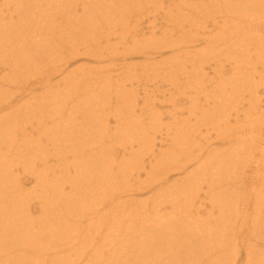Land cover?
I'll use <instances>...</instances> for the list:
<instances>
[{"label": "rangeland", "instance_id": "obj_1", "mask_svg": "<svg viewBox=\"0 0 264 264\" xmlns=\"http://www.w3.org/2000/svg\"><path fill=\"white\" fill-rule=\"evenodd\" d=\"M50 1L55 0H42L43 5ZM59 1L58 5L64 7L52 12L44 10V15L39 14L42 18L37 19L40 22L38 27L25 22L31 26L25 33L30 37V43L41 42L52 34L57 35V25L53 26L51 22L65 17L68 11L81 17L79 22L84 21L85 17L90 20L94 17L93 12L89 10L86 11L87 14H80L82 7H86V2L93 5V0ZM137 1L140 2L139 6L131 4L124 16L117 11L112 14L114 18L111 20L109 13L107 14L105 10L100 11L98 24L92 27L93 30L95 28L97 30H94L92 36L86 23L79 31L68 28L65 33L62 32L71 43H74V36L77 40L73 45L75 46L73 51H63L69 61L65 65L64 62H59L54 65V69L48 70L49 66L40 63L42 59L32 57L29 63H24L22 55L28 54V49H25L27 51L24 54L18 53L19 58L14 62L15 65L13 64L9 74L16 76L19 89H16L13 83L7 84L13 97L18 99L12 108L21 109L24 101L30 96V100L41 99V102H46L39 105L44 107L34 118L23 119L21 116L25 114L24 111L17 116L11 111L8 112L5 107L0 111V118L6 113L9 122V133L5 134L3 131L0 134V159L2 170L6 169L3 163L7 160L13 163L7 165V169L14 170L19 178H22L23 158H29L38 170L47 174L36 182H24L23 188L27 194L29 207L33 211L30 217L34 221L41 219L38 202L47 190L45 183H56L55 180L64 174L62 171L78 163L79 157L91 153L90 149H96L102 143L111 146L108 139H100L99 129L102 126L109 128L110 136L114 139L112 150L118 159H121V153L124 151V140L116 144L115 142L130 130L132 135L140 136L135 139L144 142L145 145L153 138L155 154L165 151L166 157L177 159L183 152L188 155L185 160H190L182 170L167 169L165 179L162 177L163 173H166L160 170L159 176L154 177L157 181L154 182L153 189L141 191L138 185L140 182L149 183L146 174L150 170L149 165L154 163L152 157L144 159V169L138 171V177L133 173L129 183L114 181L116 183L102 185L99 189L91 186L89 188L91 191H87L81 197L85 202L83 212L78 209L79 205H69L78 206L74 212L75 216L82 217V220L91 219L90 227L95 226L97 224L93 223L95 218L106 211L107 223L103 225L109 232L114 230L115 235L124 232L125 229L117 230L134 219V216L122 214L128 221L120 227L116 225L112 220V213L119 212L118 206L120 211L152 214L155 203H165L163 195L170 192L169 187L183 181L186 183V176L196 167L197 159L206 157L208 152L217 153V156L223 154L224 156H220L219 159L224 158L232 151V144L238 139L243 140L248 146L252 139L254 142L264 140V0H256L263 3L261 7L247 6L246 11H239L237 8L236 3L239 0ZM65 8L68 10L64 12ZM0 14L8 13L0 7ZM47 23L52 27L46 31ZM106 29H109L108 33H105ZM233 40L236 44L242 41L247 45L249 41L250 44L232 50ZM166 44L173 45L177 54H173ZM247 47L250 49H246ZM1 65L0 72L4 75ZM236 72L241 73V76L235 75ZM134 76H137V79L131 80ZM234 77L246 78V85L241 89L243 99L238 96L239 89L232 97ZM216 82L223 84L231 96L228 106L231 109L234 106L236 111L231 110L228 119L221 117L216 125L206 126L200 121V111L202 110L201 113L206 111L208 114L209 111L208 107L203 108L201 105L205 101L204 96H210L212 99L217 97ZM28 87L33 89L31 93L22 94L19 91ZM236 88L238 86L233 85V89ZM129 93H133V98L129 97L127 100ZM94 99L96 100L93 101ZM52 100L55 103L51 102ZM124 102L127 104L125 109ZM49 109L53 110L52 114H48L54 116L53 124L44 118ZM127 117L132 118L128 121ZM154 118L156 122L153 121ZM119 119L123 120L120 123L122 127L116 130L115 121ZM223 121L227 124H222ZM179 124H195L191 130L196 131L173 140L172 137H166L167 133L172 135ZM128 147L126 142V149ZM133 148L136 149V144H133ZM126 149L124 151L126 156L123 159L129 158ZM31 153L32 155L28 157ZM197 173L201 175V172ZM206 174L210 175L207 172ZM250 174L248 171L247 176ZM249 181V178L245 179L247 194L251 190ZM111 196L114 198L113 201L108 198ZM242 197L244 202H248L234 214V216L238 213L243 214L235 220L240 239L248 237L250 232L246 230L251 226L248 218L254 213L253 199L240 194V198ZM12 198H16L15 206H19V198L15 195ZM56 202L58 200L52 201V208H55L53 205ZM244 202L238 200L236 205L241 206ZM114 204L116 206L112 207ZM150 207H153L151 211ZM165 213L166 210L159 214ZM138 217L140 216L135 219ZM66 221L72 223L69 219ZM98 240L96 237L89 241L86 255L89 256L93 252L90 248L98 246ZM125 244L124 240L118 237H108L104 241V249L116 255L113 264L117 261L122 263L128 261L124 251ZM132 247L134 246L128 247L130 256L137 254L131 253ZM245 255L246 251L240 248L236 264H243ZM58 258L59 256L51 261L55 263ZM131 258L135 262L138 257ZM30 261L22 260L21 264H31ZM138 261V264L148 263L143 256Z\"/></svg>", "mask_w": 264, "mask_h": 264}, {"label": "bare ground", "instance_id": "obj_2", "mask_svg": "<svg viewBox=\"0 0 264 264\" xmlns=\"http://www.w3.org/2000/svg\"><path fill=\"white\" fill-rule=\"evenodd\" d=\"M1 1L0 7L6 10L8 14H0V65L4 66L1 65L4 75L0 72V111L5 107L8 112L11 111L17 116H20L24 111L25 114L21 116L23 119L34 118L35 114L38 111L41 112L44 107L39 105H44L46 101L41 102V99L33 101L30 100V96L28 100L24 101L20 107L21 109L12 108L13 104L18 102V99L13 97L14 95L9 91L7 84L13 83L14 87L19 89L16 76L9 74L12 71L13 64L15 65L14 62L19 58V52L24 54L27 51L25 49H28V54L22 55L25 64L29 63L34 57L37 60L42 59L40 63H43V66H49L48 70L54 69V65L59 62H64L65 65L69 61H67L68 58L64 56L63 51H73L75 47L73 45L76 44L77 40L74 36V43H71L62 32L65 33L68 28L79 31L84 28L86 23L92 36L95 33L94 30H97L96 28L93 30L92 27L97 26L98 17L101 16L100 11L105 10L107 14L109 13L111 20L114 18L112 14L117 13V11L124 16L123 14L128 12L126 9L130 8L131 4L140 5L137 0H93V5L86 2V7H82L80 14H87L86 11L89 10L94 14L92 20L85 17L84 21L79 22L81 17L68 11L65 17L51 22L53 26L54 24L57 25V35L52 34V31H50L52 35L45 40L30 43V37L25 33L31 29V26L26 25L25 22L38 27L40 22L37 19L42 18L39 14H43L44 10H50V12L61 10L64 6L58 5L60 4L59 0L50 1L44 5L42 0ZM236 4L239 11H246L247 6L258 8L263 3L256 0H239ZM221 6H223V2ZM67 10L68 8H65L64 12ZM52 25L45 24V30L47 31ZM108 31L109 29H106L105 33H108ZM98 33L100 34V32ZM105 33L104 36H106ZM250 41L254 40L250 39ZM257 41H260V39H257ZM242 42L236 44V41H234L232 50L244 48L250 44L249 41L248 45ZM166 47L173 54H177L173 49V45H167ZM246 49L250 48L247 47ZM89 55L92 56V54ZM235 75L241 76V73L236 72ZM136 79L137 76L131 78V80ZM234 79L235 82L232 81V97L239 89L238 96L243 99L241 89L242 86L246 85V78L234 77ZM233 85L238 86V88L234 90ZM113 88L115 90L114 86ZM216 89L218 90L217 97L212 99L210 96H204L205 101L201 105L203 108L208 107L207 110L209 111V114L206 111L202 113V110L200 111V121L206 126L216 125L217 122H220L221 117L228 119L230 111H236L234 106H232V109L228 106L231 96L223 84L216 82ZM32 90L28 87L21 88L19 91L22 94H27L31 93ZM117 97L119 98L120 95ZM129 97L133 98V93H129L127 100H129ZM88 100L83 101L88 102ZM51 102L55 103L54 100ZM123 104L125 109L127 104L126 102ZM130 107L131 105H129ZM100 110L101 108L98 111ZM52 111L49 109L47 116L44 118L53 124L55 122L54 116H48V114H52ZM131 118L127 117V120L129 121ZM6 120L5 113L0 118V134L3 131L5 134L8 132L9 122ZM122 121V119L115 121L116 130L122 127V124H120ZM153 121L156 122L157 120L154 118ZM222 124H227V122L223 121ZM195 126V124H179L173 134L167 133L166 137H172L173 140L185 134L191 135L196 131L191 130ZM108 129L104 126L99 129L101 130L100 139H108L107 141L111 143V146L102 143L98 148L90 149L91 153L79 157L78 163L64 169L62 171L64 174L61 178L55 180L56 183L44 184L47 190L44 191L45 194L39 198L38 202L40 221H34L30 217L33 211L29 207L27 194L23 186L24 182H36L46 177L47 174L42 170H38L36 165L32 164V160L23 158L24 161L21 163L23 166L22 178H19L14 170L7 169V165L13 163L6 160L3 163L6 169L2 170L3 166L0 159L1 264H21L22 260L27 262L31 260V264H113L116 255L112 251L108 252L104 249V241L108 237L122 238L126 243L124 251L129 262L117 261L115 264H138V259L140 260L142 256L148 260V263L143 264H222L223 259V264H236L240 248L246 251L243 264H264V140L254 142L252 139L250 146H248L243 140L238 139L232 144V151L227 153L224 158L219 159L223 154L217 156V153L211 154L208 152L206 157L197 159L196 167L190 170L186 176V183L183 181L169 187L170 192L163 195L165 203H155L152 214H149L150 212L144 215L141 213L135 214L128 210L127 212L120 211L118 206L119 212L112 213V220L115 221L116 225L120 227L125 224L128 221L125 216H134V219L128 225L117 230L125 229L124 232L115 235L114 230L109 232L103 225L107 223L108 213L106 211L98 215L93 222L97 224L90 227L91 219L82 220V217L75 216L74 212L77 211L78 206L69 205H79L78 209L83 212L85 202L81 197L87 191H91L89 190L91 186L99 189L102 185L114 181L129 183L133 173H136L135 176L138 177V171L144 169V159L152 157L154 163L149 165L150 170L146 174L149 183L143 184V182H140L138 185V189L141 191L153 189V184L157 181L154 177L159 176L160 170L166 173H163L162 177L165 179L168 174L167 169L182 170L190 160H185L188 155L183 152L177 159H169L165 156V151H159L155 154L153 151V148H155L153 138L145 145L144 142H138L136 139L140 136L132 135L130 130L115 142L116 144L118 141L124 140V151L126 142L128 143L129 147L126 150L129 158L123 159L126 154L122 151L121 159H118V156L112 150L114 139L110 136ZM138 130H140L139 126ZM133 144H136V149L133 148ZM167 147L170 149L169 145ZM31 155L32 153L28 157ZM87 156L88 159H86ZM189 159L193 158L189 157ZM248 171L251 173L250 176H247ZM197 172H201V175ZM246 178L250 179L251 190L249 194L246 193ZM139 190L136 191L140 192ZM65 191L67 193L64 194ZM240 194L253 199L252 209L254 211L248 218L251 226L246 231L250 233L248 237L242 239L239 237V232L237 233L238 228L235 220L242 217L243 214L238 213L235 216L234 214L240 207L242 209L243 204L245 206L248 201L244 202V197L240 198ZM13 195L19 198V206H15L16 198H12ZM108 198L111 201L114 200L112 196ZM54 200H58V202L54 203L55 208H52V201ZM238 200L244 203L238 206L236 205ZM61 204L66 207L61 206ZM115 206L116 204L112 207ZM152 209L153 207H150L149 211ZM164 210L167 213L159 214ZM145 211H147V208ZM51 212H53L52 215ZM137 216L140 217L136 220ZM66 219H69L72 223H68ZM96 237L99 238L98 246L94 249L90 248V251L93 252L88 256L86 253L88 252L89 241ZM130 245L134 246L131 253L136 252L137 254L128 255ZM61 251H64L63 254H59ZM57 256L59 258L53 263L51 259L57 258ZM134 256L138 257L135 262L131 258ZM104 261H107V263H104Z\"/></svg>", "mask_w": 264, "mask_h": 264}]
</instances>
